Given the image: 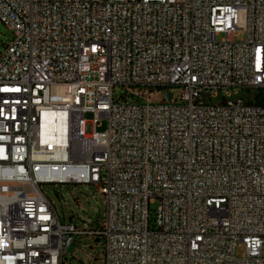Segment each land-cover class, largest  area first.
Listing matches in <instances>:
<instances>
[{"label": "built area", "instance_id": "obj_1", "mask_svg": "<svg viewBox=\"0 0 264 264\" xmlns=\"http://www.w3.org/2000/svg\"><path fill=\"white\" fill-rule=\"evenodd\" d=\"M0 20V264H64L77 237L103 264H264V96L202 100L264 89V0H0ZM52 184L98 186L99 224L62 222Z\"/></svg>", "mask_w": 264, "mask_h": 264}, {"label": "rangeland", "instance_id": "obj_2", "mask_svg": "<svg viewBox=\"0 0 264 264\" xmlns=\"http://www.w3.org/2000/svg\"><path fill=\"white\" fill-rule=\"evenodd\" d=\"M245 14L241 13L239 16L240 25L245 24ZM220 36L218 39H221ZM12 38V31L0 20V51ZM235 41H244L246 39V32L244 30L236 32L234 37ZM135 90H140L138 87ZM124 89L121 86H117L114 91L116 100H123L122 95ZM177 96L178 92H176ZM264 96V89L261 88H237L231 90L228 94L224 91H220L217 97L210 98L206 94H202V100L204 102L219 103L223 98L228 100H236L243 98L246 100H256ZM146 97L153 104L167 103L164 92L161 89H155L151 91L148 89ZM137 99V98H136ZM144 99H140V102H144ZM179 99L177 102H180ZM84 118L87 120H93L94 115L92 113H86ZM107 128V120H98L96 130L103 132ZM45 191L50 199L56 205L58 213L62 222H69L74 220L77 225L86 228L96 227L104 216L105 212V199L101 194L98 186L86 185V184H52L45 187ZM159 200H155L150 205L152 215L155 216V212L159 206ZM71 219V220H70ZM103 240L97 241L95 238L77 237L76 242L71 245L66 254L64 264H85L84 257L86 255L96 257L93 262L87 264H103ZM83 250V251H82ZM238 256H244L245 248L241 245L237 251Z\"/></svg>", "mask_w": 264, "mask_h": 264}, {"label": "bare ground", "instance_id": "obj_3", "mask_svg": "<svg viewBox=\"0 0 264 264\" xmlns=\"http://www.w3.org/2000/svg\"><path fill=\"white\" fill-rule=\"evenodd\" d=\"M45 130L56 136V139H62L64 133V124L62 114H56L55 118L50 115L46 116Z\"/></svg>", "mask_w": 264, "mask_h": 264}, {"label": "water", "instance_id": "obj_4", "mask_svg": "<svg viewBox=\"0 0 264 264\" xmlns=\"http://www.w3.org/2000/svg\"><path fill=\"white\" fill-rule=\"evenodd\" d=\"M171 98H172V93L171 92H168L167 94H166V99H167V101H171ZM71 220V219H70ZM99 239H97V241H98Z\"/></svg>", "mask_w": 264, "mask_h": 264}]
</instances>
